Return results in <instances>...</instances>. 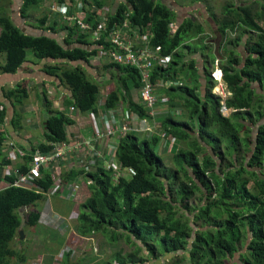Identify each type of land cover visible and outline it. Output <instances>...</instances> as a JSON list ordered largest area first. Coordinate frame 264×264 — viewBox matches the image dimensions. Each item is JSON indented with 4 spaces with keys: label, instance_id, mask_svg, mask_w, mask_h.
I'll return each instance as SVG.
<instances>
[{
    "label": "trees",
    "instance_id": "trees-1",
    "mask_svg": "<svg viewBox=\"0 0 264 264\" xmlns=\"http://www.w3.org/2000/svg\"><path fill=\"white\" fill-rule=\"evenodd\" d=\"M42 1L22 0L23 10ZM81 1L85 5L82 7L85 22L94 25V11L106 6L109 25H120L126 20L139 34H148L145 43L159 57L171 55L168 63L154 61L151 82L170 83L168 88L158 90L160 95L170 96L167 102L170 112L162 117L160 129L175 137L176 144H182L184 149L173 148L177 170L172 172L163 167L165 160L155 151L161 136L144 139L138 133L128 132L120 137L115 154L119 174L114 166L107 170L103 161L95 157L90 161L91 173L83 175L91 180L88 186L91 194L79 205L75 230L81 236L102 233L113 243L126 237L127 242L145 245L153 257L182 250L189 252L192 264H264V2L255 0L242 5L227 0L220 16L207 8L221 36L220 43L213 48L209 47L212 42L203 23L196 20L192 11L190 16L177 21L176 9L167 0ZM196 1L190 0V4ZM63 2L67 3L68 12L77 6L76 0H55L53 4ZM173 2L179 10L182 4ZM201 2L212 8L210 0ZM52 20L55 24L50 29H55L58 21L56 24ZM204 22L208 24L207 20ZM61 27L63 39L50 34L29 35L0 12V53L5 55L0 72L15 73L28 60L30 50V57L51 61L45 72L70 92L69 104L78 113H96L103 83L90 77L93 74L87 73L82 62L91 67L89 58L110 51V39L105 37L93 47L89 42L92 33L71 22ZM197 42L201 48L196 46ZM142 45L136 44V54ZM240 48L247 53L242 55ZM103 61V69L108 72L112 68L109 74L116 81V89L100 107L115 110L125 104L126 109L130 107L139 117H146V109L131 102V90L141 88L139 69L117 62L113 56ZM216 62L229 95L223 100L224 106L211 93L210 73ZM183 69H190L192 76H185L190 79L180 77ZM6 95L16 100V104L27 97V91L18 84ZM226 108L233 111L229 117L222 115ZM50 113L46 120L47 140L30 151L25 150L23 166L18 165L20 173L27 172L26 164L36 151L50 155L61 142L67 141L66 127L73 120L63 112L50 110ZM3 118L4 111L0 110V124ZM3 140L0 131V146ZM7 164L2 162L0 170ZM46 168L49 166L41 167L40 176L34 178L29 190L10 185L0 191V264H12L11 258L18 253L11 247L21 224L16 211L28 207L25 223L30 227L38 225L37 204L45 201L53 183L51 173H44ZM4 177L7 184L16 179ZM63 179L67 181L68 177ZM186 215L189 216L184 219ZM156 236L159 238L155 243H150ZM141 245L137 248L142 249ZM138 259L148 264L147 258L138 257L137 250L128 253L117 250L103 263L113 264L116 260L118 264H128ZM152 264L165 263L158 257Z\"/></svg>",
    "mask_w": 264,
    "mask_h": 264
},
{
    "label": "crops",
    "instance_id": "crops-1",
    "mask_svg": "<svg viewBox=\"0 0 264 264\" xmlns=\"http://www.w3.org/2000/svg\"><path fill=\"white\" fill-rule=\"evenodd\" d=\"M47 1L48 0H44L37 5H33L37 11L33 14H28L26 13L25 9L23 10L22 0H0V12L7 15V17L10 18V20L26 34L34 36L50 34L63 39L64 32L61 30L62 27L60 26L59 28V24H57L58 19L53 17V19L56 20L57 25L55 26V29H50V25H54L55 21H53L50 17L51 12L47 13L46 11ZM53 2H50V4L52 5ZM54 14H56V12H54ZM56 16H58V14H56ZM4 58L5 55H0V60L2 63L4 62ZM50 62L51 61L48 59L38 61L37 59L28 55V60H26V62H24L15 73H0V110L4 111L3 122L0 124V131L4 136V140L1 143L2 146H0V164L4 161L8 162V164L3 167V170H0V191L10 186V183L7 184L4 179V170L11 163L8 158L9 151L11 149H14L15 151L20 150L21 152L24 151V154H26L25 150L30 151L38 144L44 143L47 140L45 136V130L47 129L46 120L48 115H42L41 112L42 110L47 109V114L51 115L49 112V101L50 105L53 104L56 108V111H53L63 112L71 120H73L74 123L66 127L67 143L61 142L62 145L60 147L66 152L65 156L61 159L51 162L52 165H49V168H46L44 173H51L52 176V173L58 172L62 183H65V185H70L76 188V190L72 194L67 191L53 194L51 192V188L53 186L52 183L45 201H42L40 205L37 204L36 210L39 213L37 222L40 220V214L45 212L47 203L54 205L55 210L59 212H57V214L65 216L69 214L71 209L78 210L79 205L84 203L90 197L91 193L88 186L91 184V180L87 177H84L83 175L89 171L91 173L92 165L90 164V161H93L95 157L98 158L97 160L103 161L107 170H111V168L114 166V171L118 175V163L117 159H115L118 139L125 136V134L128 132H134L136 134L138 133L137 135L144 139H149L153 135H157L159 137L161 136V141L159 142L158 146H160V151L162 154H167L163 167L168 168V170H172V172L177 170L176 162L173 164L174 167H171L167 164L166 160H173L172 156H174L176 153L172 152L173 148L180 146L184 149V147L181 146L182 144H176L177 139L175 137L160 129L162 117H165L170 112V106L168 103L160 104L157 107V113L155 112V109L146 111V117H139V115L130 109V107H127L126 109L125 104H121L115 110L104 109L105 107L103 106L98 108L96 113H91L88 115L78 113L77 110L75 112H70L69 108L73 107L68 101L70 99V92L66 88L61 87L59 81L56 78L50 77V75L45 72L46 65ZM82 65L86 68L89 75L92 73L95 76V80L103 83L102 87L111 92L116 89L115 80L109 74L112 68L108 70V75L106 77L98 78L102 77V75L98 74L99 70L103 69L102 67H96L93 65L91 67H87L85 66V63H82ZM18 84H21L22 87L26 88L27 97L23 99L21 98L22 100L20 103L14 104L16 100L14 102V100L9 99L6 94L8 91L16 89ZM203 84L204 80H202V85ZM135 90L137 89L131 90V102L133 103L135 101ZM108 91L107 94H102V99L100 100L103 101L107 95L111 93ZM163 97H166L170 100V96H167V94H164ZM96 114L104 115L105 120L103 122H97L92 119L91 116H95ZM159 117L161 119H159ZM134 122L137 127L134 126ZM104 125L112 128L114 131L112 136H103L102 134L97 133V127H102ZM207 148H210V146ZM173 151H175V149ZM208 151L212 154L209 149ZM52 153H54V151L50 152V155ZM21 163H23L22 157H18L16 163L14 164L16 170H19L18 165L23 166ZM30 165L31 163L29 162L26 164V167ZM81 172L82 174H80ZM64 177H68L67 181H63ZM56 194L57 196L54 197ZM48 197L50 199H48ZM67 202L69 203V206L65 207L64 205ZM60 208L64 211L61 212ZM27 211L28 207L24 209L19 208L16 211V213H18L19 217L21 218V224L18 227L17 236L11 241V247L18 250L20 255L16 252L15 256L11 258L12 264H68V257L75 254L76 250H78L77 248L80 247L77 245V247L74 246L70 250L64 251L66 237L71 228H75L73 226L69 227V223L63 222L61 224L63 228L61 234L58 232L61 231L62 228L56 231L51 230L52 232L48 234L50 237H44L40 239L42 242L50 243L49 247H44L49 251V253L44 252L35 254V252H33L31 254L28 252L27 254L26 249L30 241L29 234L37 232L35 227H40L39 224L37 226L30 227L25 223L27 218V214L25 213ZM51 212L52 211H50V213ZM52 213L56 212L53 211ZM21 214L23 215L22 217ZM198 222L200 225L201 220ZM191 225L194 226L193 224ZM97 234L98 233H93L89 236H81V238L89 241V239L92 240V236L96 237ZM158 238L159 237L156 236L155 239H152L154 241H149L150 243H155ZM56 241H58V245L56 244ZM14 242L19 243L20 246L16 247L13 244ZM115 244L116 243H114V245ZM141 247L142 249H136L137 253L145 254V256L138 257L143 259L147 258L149 261H151V259L158 260V257H161L164 261L166 260L165 256L170 254L162 252V254L158 257H153L147 253L148 251L146 250L147 247L145 245H141ZM80 251L81 249H79V252ZM90 252L91 249L86 252V258L91 264H103V262L98 261L97 254L90 255ZM182 252L189 253L187 251ZM116 253L117 252L113 253L109 259H111ZM157 254L158 253L156 252V255ZM59 256L63 259H58ZM136 261V263L142 262V260L139 259ZM169 262V264H176V262ZM82 263L83 261L78 260L77 262H71L70 264Z\"/></svg>",
    "mask_w": 264,
    "mask_h": 264
},
{
    "label": "rangeland",
    "instance_id": "rangeland-1",
    "mask_svg": "<svg viewBox=\"0 0 264 264\" xmlns=\"http://www.w3.org/2000/svg\"><path fill=\"white\" fill-rule=\"evenodd\" d=\"M53 1L54 0H48L47 1V3H46V5H47L46 11H47V13L51 12L50 13V17L52 19H53V17L55 19H58L59 28H60V26H63L64 23L71 22V21H73L75 19V17H78L80 15V11H81L80 7L84 5V3L82 1L81 2L83 4L81 2H79L80 0H76V2H77L76 8H74L73 12L69 13V12H67L65 10H62V9L56 10L57 7L55 6V4H53V3H52V5L50 4V2H53ZM176 1L177 2H183V0H176ZM233 1L236 4L246 5V4H249V3H253V1H255V0H233ZM260 1L264 2V0H260ZM167 2H171V0H167ZM226 2H227V0H210V3L212 5V13L214 15H216V16H220V12L222 10V6ZM1 3H3V2H1ZM190 3H191L190 1L185 3V7H186L187 4L191 7L192 15L196 17L197 21H200V22L203 23V25L205 27V31L209 34L210 42H212L211 40L216 37V34L213 32V31H215V27L216 26H215L214 21L211 19V16L209 14L210 11L207 10L208 7L206 5H204L202 2L200 3V0L196 1L193 4H190ZM109 6H111V5H109ZM86 7L90 8V6H86ZM100 8H98V9H96L94 11L95 16H96V23L94 25H92L90 22L87 23L88 26H87L86 29L88 31H92V35L90 36L89 42H92L93 43V47H95V46L100 45V41L101 40H103L105 37L109 36L111 38L112 45L118 44V46H122L124 49L127 50L126 58L132 59V55H131L132 54L131 53L132 47L137 43L135 36L132 34L131 30L127 26L125 28H119L118 24L117 25H112V26L109 25V22H108V20L110 18L109 14L99 15L98 14V10ZM175 9H176V12H177V21H179L180 18H181V13H180V11L178 10L177 7H175ZM200 10L202 12H204L205 14H207V16H203L200 13ZM25 11L28 14H33L34 12L37 11V9L35 10V6H33V5L30 6L29 5V6L25 7ZM55 11L58 12V16H56V14H54ZM100 16H104L105 20L104 21H100L99 20ZM205 20L208 21V24L206 22H204ZM220 41H221V38H220ZM212 44H213V42H212ZM212 44H209V47H213L214 48V46ZM196 46L201 48L200 42H197ZM215 50H217V48ZM111 52H113V50H110L108 53L98 52L97 54H94L93 57L89 58L90 64L93 65V66H96V67H102L105 64V62L103 61V55L102 54L110 55ZM240 52H241L242 55L247 53L244 48H240ZM0 55L4 56L3 53H0ZM28 55H32L30 50H28ZM216 56H219V52H216ZM118 62H119V60H118ZM1 63L2 62L0 60V64ZM217 69H219V68H217ZM98 74L102 75V77H98V78H104V77H106L108 75V72H107V70L102 69V70H99ZM180 74H181L180 77H182L183 79L185 78L184 80L190 79L189 76L185 77L186 75L192 76L191 72H190V69H187V70L183 69V72H181ZM91 77L95 78L94 75H92ZM216 78L217 79H221L220 83H223L222 73H221L220 77L218 75H216ZM211 81H212L211 93L214 96L219 97L220 104L222 106H224L225 102L223 101L224 100L223 98L226 97L225 94H224V88L219 86V84H216L217 82L214 81L213 79ZM115 83H116V81H115ZM147 85L148 84L145 82L144 85L141 86V88H139V89L136 88L137 90H135V92H134V98H135L134 103L136 104V106L139 109L144 108V106H145L144 103H143L144 102L143 96H144V94L146 92L150 91L149 88H147ZM167 85H170V83H166L165 84L166 87H167ZM215 87H216V89H215ZM159 89H161V87H158L156 89V92L158 94H159V91H158ZM107 91L108 90L106 88L100 89V98H102V94H107ZM139 91H141V93H139ZM108 92H111V91H108ZM107 97H108V95H107ZM107 97L103 100L104 103H105ZM103 101L100 100V104H102ZM165 106H167V105H165ZM165 106H162V107H165ZM157 109L158 108L155 109L156 113L158 112ZM50 110H55L56 111V108H55V106L53 104L50 105ZM63 111H64V109H63ZM75 111H76V109L74 107L70 108V112H75ZM221 112H222L223 116L229 117V116H231L233 111L230 108H226V109L222 110ZM41 113H42V115H47L48 110L47 109L42 110ZM91 118L94 119L97 122H103L105 120V117L102 114H96L95 116H91ZM159 119H161V118L159 117ZM138 137L142 138L141 136H138ZM181 146L184 147L183 145H181ZM155 151H156V153L158 155H160L165 160V158L167 157V154H162L161 153L160 146L155 147ZM166 162H167V164L169 166L174 167V165H173L174 161L172 159H168V160H166ZM116 180H117V178H116ZM252 187H253V185H251V188ZM56 196H57V194L54 195V197H56ZM48 199H50V198L48 197ZM41 203L42 202H38L39 205ZM64 206L65 207L69 206V203L67 202ZM45 208L46 209H45V212H44V218H42V220L38 221V224L40 225V227H35L37 232L29 234L30 241H29V244H28L27 249H26V253L27 254H28V252H30L31 254L33 252H35V254H38V253L40 254V253H44V252L49 253V251L47 249H45L44 247H49L50 243L42 242V241H40V239L44 238V237H50L48 234L50 232H52L51 230H55L56 231V230H59V229L62 228V226L60 225L59 228L55 229L56 226H57L56 224L62 223L64 221V223L65 222L69 223L68 226L70 227V226H73L76 223V220H77V217H78V213L77 214L75 213L74 216H73L72 215L73 211H76L74 209L73 210L71 209L69 211L68 215L63 216V215L57 214L58 211L55 210L54 205L51 204V203H47ZM60 210H61V212L64 211L61 208H60ZM50 211L56 212V214L59 215L60 218L58 220H53L52 221L51 217H50V214L52 212L50 213ZM182 214H183V211L180 210L179 211V215H182ZM214 214L215 213H212V215H214ZM22 216L23 215L21 214V217ZM187 216H189V215L183 216L184 219ZM196 224L199 225V222H197ZM62 231H63V228L58 233L61 234ZM92 237H93L92 240L89 239V241H87V240H85L83 238H80L78 240V242H77L75 247H77V245H79L80 247L77 248L78 250H76L75 254H73L72 256L70 255L68 257V260H69L68 264H70L71 262L75 263L78 260L83 261L82 264H88V263L91 264L86 258V252H88L90 249H91V252L89 254L90 255L97 254L98 261L99 262H103L105 260H108L113 253L117 252V250H121L122 253L133 252L139 246L137 244V242H127L126 241V237H124L123 239H118V241H117V243L115 245L111 241V238L109 236L102 235L101 233H98L96 235V237L95 236H92ZM13 244L16 247L20 246L19 243H16V242H14ZM56 244L57 245L59 244L58 241H56ZM79 249H81L80 252H79ZM54 251H56V250H54ZM188 254L189 253H185V252H182V251L178 252L177 254L170 253V254L165 256L166 260H164V263L165 264H169L170 263L169 261H171V262H176V264H192L190 262L189 258H188V256H189ZM138 256L144 257L145 254H138ZM58 259H63V258L59 256ZM30 260H31V258H30ZM154 261H157V260L151 259V261H149L148 264H152ZM113 264H118V263L115 260L113 262ZM128 264H142V263L132 262V263H128Z\"/></svg>",
    "mask_w": 264,
    "mask_h": 264
},
{
    "label": "built area",
    "instance_id": "built-area-1",
    "mask_svg": "<svg viewBox=\"0 0 264 264\" xmlns=\"http://www.w3.org/2000/svg\"><path fill=\"white\" fill-rule=\"evenodd\" d=\"M55 6L57 7L56 10L62 9V10L67 11L68 9L67 3H64V2L61 3V5H55ZM82 7L83 6L80 7L81 8L80 15L78 17H75V19L71 21V23L78 25V27L84 31H88L86 29L88 25L84 19L85 12ZM108 12H109V8L106 6L101 7L98 10L99 15H105V14H108ZM99 20L104 21L105 17L100 16ZM67 23H70V22H67ZM126 26L129 27L132 34L135 36L136 42H137L136 44L137 45L139 43L143 44L142 46H139L137 48L139 53L138 54L135 53V50H134V47H136V44H135L132 47V51H131L132 59L126 58L127 50L124 49L122 46H118V44L112 45L111 38L108 36L111 42L110 50H113V52H111L110 55L102 54L103 59L109 61L110 57L113 56L117 62L119 60V62L121 63H129L131 65H135L139 69V73H141V76H142L141 86L144 85V83L146 82L148 84L147 88H149L150 90L146 92L143 96V99H144L143 103L145 105L144 109H146V111H151V110L156 109L160 104H166L167 102H169V99H167L166 97H163L164 96L163 94L160 95L156 93V89L158 87L165 88L166 87L165 84L168 82L164 83V85L163 83H161V85L153 84L151 82V74H150L151 66L156 60H158V62H164V63L167 61L166 63H168L170 59L172 58H171V55H163L162 57H159L158 53L155 52L148 43H145V41L148 40V37H149L148 34L147 33L139 34L137 31V28L133 27L132 25H129L126 22V20H124L120 25H118L119 28H125ZM88 32L92 33V31H88ZM118 50H122L123 52L119 53ZM221 73H222V70L220 69V67H218V64L216 62L212 70V73H211V78L217 82L216 84H219V86L224 88V94L225 96H227L228 93L227 91L225 92V87L223 83H220L221 79L216 78V75L220 77ZM168 87L169 85H167V88ZM139 93H141V91H139ZM161 97L162 99H160ZM134 126L137 127L135 122H134ZM98 134H99V131H98ZM107 134L108 135L114 134V131L112 130V128L108 129ZM53 151L54 153H52L50 156L41 154L40 152L36 151L31 157V160H30L31 165L27 167V172L20 173L18 170H16V168L14 167V164L16 163L18 157L23 158L25 156L24 151L21 152L20 150L15 151L14 149H11L9 151V157H8L11 162V166H7L5 168L4 176H15L16 177L15 181L13 183H10V185L30 189L32 185L31 183L34 180V178H38L40 176L41 167L49 166L51 162H54L55 160L63 158L66 153L60 146L56 147ZM51 178L53 180V186L51 188V192L53 194L58 193V192L62 193L64 191H67L70 194H72L76 190V188L70 185H65V183H62L58 172L52 173ZM76 211H73L72 213L73 216L75 213L76 214L78 213ZM50 217L52 221L58 220L60 218L59 215H57L56 213H51ZM42 218H44V212L40 214V220H42ZM62 223L56 224L57 225L56 228H59ZM79 239L80 237L78 236L76 230L71 229L66 237L64 251L70 250L72 247L76 246Z\"/></svg>",
    "mask_w": 264,
    "mask_h": 264
},
{
    "label": "flooded vegetation",
    "instance_id": "flooded-vegetation-1",
    "mask_svg": "<svg viewBox=\"0 0 264 264\" xmlns=\"http://www.w3.org/2000/svg\"><path fill=\"white\" fill-rule=\"evenodd\" d=\"M190 1V0H189ZM188 1V2H189ZM181 3V2H180ZM170 6L173 7H178L177 4L175 2H173V0H171V2H169ZM182 4V3H181ZM210 9V11L212 12V8L208 7ZM179 11L181 13V20H183L185 17L190 16L189 12L191 11V7L187 4L185 7V4H182L181 8H179ZM200 13L203 15V12L200 10ZM204 16H207V14H204ZM209 20V19H208ZM216 34V37L214 39H212L211 41L213 42L214 47H216L219 43H220V34L217 32V30L215 29V31H213Z\"/></svg>",
    "mask_w": 264,
    "mask_h": 264
},
{
    "label": "clouds",
    "instance_id": "clouds-1",
    "mask_svg": "<svg viewBox=\"0 0 264 264\" xmlns=\"http://www.w3.org/2000/svg\"><path fill=\"white\" fill-rule=\"evenodd\" d=\"M218 64V63H217ZM218 67H220L219 66V64H218ZM220 69H221V67H220ZM213 70V69H212ZM212 70H211V73H212ZM211 73H210V76H211ZM212 79V78H211ZM227 97H229V95H227L226 96V98ZM225 98V99H226ZM100 99H102V98H99V101H98V108H100V106H102L103 104H104V102L102 103V104H100ZM224 99V100H225ZM106 127V128H105ZM109 128H111V127H107L106 125H104V126H102V127H97V133H98V131H99V134H102L103 136H112V135H108L107 134V131H108V129ZM117 134H118V132H117ZM77 234H78V236H80V238H81V235L77 232ZM83 237V236H82Z\"/></svg>",
    "mask_w": 264,
    "mask_h": 264
},
{
    "label": "water",
    "instance_id": "water-1",
    "mask_svg": "<svg viewBox=\"0 0 264 264\" xmlns=\"http://www.w3.org/2000/svg\"><path fill=\"white\" fill-rule=\"evenodd\" d=\"M117 70V69H116Z\"/></svg>",
    "mask_w": 264,
    "mask_h": 264
}]
</instances>
